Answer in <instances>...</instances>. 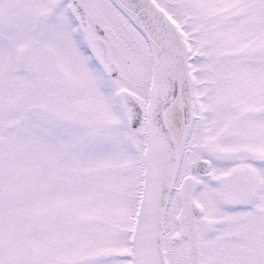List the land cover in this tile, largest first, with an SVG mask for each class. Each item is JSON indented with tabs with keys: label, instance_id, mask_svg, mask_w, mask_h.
I'll return each instance as SVG.
<instances>
[{
	"label": "snow or ice",
	"instance_id": "1",
	"mask_svg": "<svg viewBox=\"0 0 264 264\" xmlns=\"http://www.w3.org/2000/svg\"><path fill=\"white\" fill-rule=\"evenodd\" d=\"M0 264H264V0H0Z\"/></svg>",
	"mask_w": 264,
	"mask_h": 264
}]
</instances>
